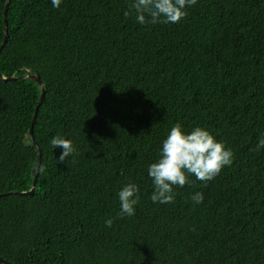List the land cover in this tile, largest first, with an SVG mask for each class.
<instances>
[{
  "label": "trees",
  "instance_id": "trees-1",
  "mask_svg": "<svg viewBox=\"0 0 264 264\" xmlns=\"http://www.w3.org/2000/svg\"><path fill=\"white\" fill-rule=\"evenodd\" d=\"M132 0H0V257L11 264H264V0H197L176 24ZM40 76L45 97L29 77ZM180 124L231 149L153 203L150 164ZM60 135L76 148L58 163ZM40 159L33 194L31 189ZM140 189L119 217V191ZM202 192L194 204L191 196ZM2 194V195H1ZM112 219L107 227L105 221Z\"/></svg>",
  "mask_w": 264,
  "mask_h": 264
},
{
  "label": "clouds",
  "instance_id": "clouds-1",
  "mask_svg": "<svg viewBox=\"0 0 264 264\" xmlns=\"http://www.w3.org/2000/svg\"><path fill=\"white\" fill-rule=\"evenodd\" d=\"M196 3L197 0H132L129 4L130 11L125 15L134 13L141 25L176 24L187 16L186 8ZM60 4L61 0H52L53 7L59 8ZM7 38L8 28L3 42L5 39L7 42ZM50 143L52 147L61 150L57 158L58 163L66 162L76 153L72 142L60 135L52 138ZM261 148H264V138L259 139L257 147L253 150L259 151ZM233 158L232 150L218 142L207 130L195 127L190 132H185L180 124H176L162 142L159 159L148 167V175L153 181L154 188L150 197L152 202L162 204L174 202V188L184 187L190 183L188 176L194 175L206 185L225 166H231ZM139 193L140 189L134 183H128L119 191L120 218L135 215V207L140 200ZM191 200L194 204H200L204 200V195L202 192H196L191 196ZM105 224L111 227L113 220L107 219Z\"/></svg>",
  "mask_w": 264,
  "mask_h": 264
},
{
  "label": "water",
  "instance_id": "water-1",
  "mask_svg": "<svg viewBox=\"0 0 264 264\" xmlns=\"http://www.w3.org/2000/svg\"><path fill=\"white\" fill-rule=\"evenodd\" d=\"M9 2H10V0H6L5 10H4V20H5L6 24H7V21H8ZM5 35L7 36V26L5 28ZM5 42H6V39L3 42V44L1 45V47H0V51H1L2 47L4 46ZM0 75L5 80L15 78V76L5 77L1 72H0ZM22 77H29V78L33 79L34 81H36L39 84V87L41 89V94H40V97H39V100H38V105L36 106L35 113H34V116H33L32 125H31V128H30V134H31V137L33 139V143H34V145H37V142H36L35 137H34V124H35V121H36V118H37V115H38L39 108H40V106H41V104H42V102L44 100L46 90H45V86L43 84V81H42V79L40 78V76L38 74L31 73L30 71H28L27 73L23 74ZM40 159H41V154L39 153V160H38L37 165H36V173H35V177H34V181H33L31 189H29L27 191H22V192H20V191H11L12 193H19V194H22V195H28V194H33L35 192L36 187H37V176H38L39 171H40V162H41ZM0 264H11V263L6 258L0 257Z\"/></svg>",
  "mask_w": 264,
  "mask_h": 264
}]
</instances>
